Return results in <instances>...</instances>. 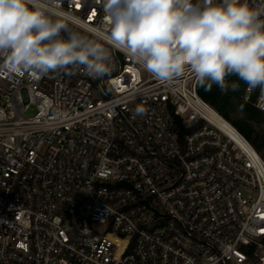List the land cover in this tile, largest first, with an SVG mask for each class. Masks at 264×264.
<instances>
[{
    "label": "built area",
    "instance_id": "built-area-1",
    "mask_svg": "<svg viewBox=\"0 0 264 264\" xmlns=\"http://www.w3.org/2000/svg\"><path fill=\"white\" fill-rule=\"evenodd\" d=\"M57 2L102 37L110 71L0 73V264H264L250 141L190 67L160 79L110 39L105 0ZM253 104L264 111V89Z\"/></svg>",
    "mask_w": 264,
    "mask_h": 264
},
{
    "label": "clouds",
    "instance_id": "clouds-1",
    "mask_svg": "<svg viewBox=\"0 0 264 264\" xmlns=\"http://www.w3.org/2000/svg\"><path fill=\"white\" fill-rule=\"evenodd\" d=\"M105 12L110 39L160 79L190 67L209 89H236L226 82L232 75L264 87V8L247 0H105ZM86 32L57 0H0V73L36 77L73 65L102 77L110 71L109 48Z\"/></svg>",
    "mask_w": 264,
    "mask_h": 264
},
{
    "label": "trees",
    "instance_id": "trees-1",
    "mask_svg": "<svg viewBox=\"0 0 264 264\" xmlns=\"http://www.w3.org/2000/svg\"><path fill=\"white\" fill-rule=\"evenodd\" d=\"M226 82L229 84L234 82L238 87L222 92L215 84L209 89L197 81L196 90L205 101L229 120L264 157V111L253 104L256 94L264 87L253 88L251 100L246 101L242 97L244 87L247 85L245 81L232 75L226 77Z\"/></svg>",
    "mask_w": 264,
    "mask_h": 264
},
{
    "label": "rangeland",
    "instance_id": "rangeland-1",
    "mask_svg": "<svg viewBox=\"0 0 264 264\" xmlns=\"http://www.w3.org/2000/svg\"><path fill=\"white\" fill-rule=\"evenodd\" d=\"M34 113V108H32V109H29L28 111H27V114L28 115H31V114H33ZM260 156H261V154H259ZM262 157V156H261ZM262 159H264V157H262Z\"/></svg>",
    "mask_w": 264,
    "mask_h": 264
},
{
    "label": "snow or ice",
    "instance_id": "snow-or-ice-1",
    "mask_svg": "<svg viewBox=\"0 0 264 264\" xmlns=\"http://www.w3.org/2000/svg\"><path fill=\"white\" fill-rule=\"evenodd\" d=\"M77 7H79V5H77Z\"/></svg>",
    "mask_w": 264,
    "mask_h": 264
}]
</instances>
